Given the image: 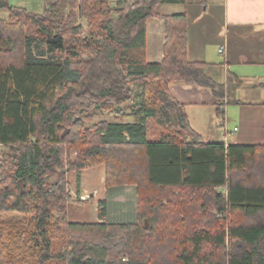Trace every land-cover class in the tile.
I'll return each mask as SVG.
<instances>
[{
    "label": "trees",
    "instance_id": "trees-1",
    "mask_svg": "<svg viewBox=\"0 0 264 264\" xmlns=\"http://www.w3.org/2000/svg\"><path fill=\"white\" fill-rule=\"evenodd\" d=\"M167 1L46 0L33 13L0 0V264H264V143L200 140L169 83L216 85L188 57L186 14L158 13ZM136 97L140 122L87 125ZM100 164L107 187H136L135 222L106 221L103 202L99 220L69 219L68 174Z\"/></svg>",
    "mask_w": 264,
    "mask_h": 264
},
{
    "label": "crops",
    "instance_id": "crops-1",
    "mask_svg": "<svg viewBox=\"0 0 264 264\" xmlns=\"http://www.w3.org/2000/svg\"><path fill=\"white\" fill-rule=\"evenodd\" d=\"M8 1L33 13L42 12L47 5L46 0ZM158 13L186 14L188 57L199 62L203 73L216 85L213 89L178 80L169 83L173 96L185 104L189 122L200 140L225 146L263 144L264 0H168L160 5ZM8 18L9 11L0 9V20ZM165 36L164 20L161 17L149 19L147 62L162 61ZM222 47L223 52H219ZM236 100L239 102L235 103ZM138 102L136 97L126 107L124 116L106 121L140 122L141 115L135 110ZM221 102L225 103L223 119L217 116V105ZM105 175L103 164L87 167L80 175L77 172L69 174L71 190L74 188L79 196L91 197L79 204L94 206L93 221L100 219V203L103 202L106 221L135 222L138 196L135 186L107 187ZM73 176H76L74 183Z\"/></svg>",
    "mask_w": 264,
    "mask_h": 264
},
{
    "label": "rangeland",
    "instance_id": "rangeland-1",
    "mask_svg": "<svg viewBox=\"0 0 264 264\" xmlns=\"http://www.w3.org/2000/svg\"><path fill=\"white\" fill-rule=\"evenodd\" d=\"M115 1L116 0H114V5L116 3ZM84 29H86V24H85V28ZM127 106L129 107L130 106V103H128L127 105H125V107H127ZM91 112H92L91 113L92 116H90V118L87 121V125H89V126H92L94 123H98V122H101V121H104V120H112L114 117H116V115L111 114V113H109L107 111H99V112H96V111H93L92 110ZM230 128L231 129L233 128V124L231 125ZM0 151H1V149H0ZM0 159H1V152H0ZM101 167H103V166H101ZM101 167H96V169H99V168L101 169ZM73 172H77V171H73ZM69 174L67 176L68 180H69ZM75 178H76V176H73L71 178L73 180V183H74V179ZM71 187H72V182H71ZM71 187H70V191H71V193L73 195L74 201L71 202L68 205L69 219L71 221H86V222H92L93 220H95L94 206H91V204H89V203L86 204V205L79 204V203H82L85 200L89 201L91 197L90 198L89 197H86V198L83 199V195H80L79 196L78 194H75L74 188L71 190ZM221 190L223 191L225 189H221ZM137 206H138V196H137Z\"/></svg>",
    "mask_w": 264,
    "mask_h": 264
},
{
    "label": "built area",
    "instance_id": "built-area-1",
    "mask_svg": "<svg viewBox=\"0 0 264 264\" xmlns=\"http://www.w3.org/2000/svg\"><path fill=\"white\" fill-rule=\"evenodd\" d=\"M219 52H223V47L219 49ZM236 129V128H235ZM86 198V196H83V199Z\"/></svg>",
    "mask_w": 264,
    "mask_h": 264
},
{
    "label": "water",
    "instance_id": "water-1",
    "mask_svg": "<svg viewBox=\"0 0 264 264\" xmlns=\"http://www.w3.org/2000/svg\"><path fill=\"white\" fill-rule=\"evenodd\" d=\"M0 39H1V33H0Z\"/></svg>",
    "mask_w": 264,
    "mask_h": 264
}]
</instances>
